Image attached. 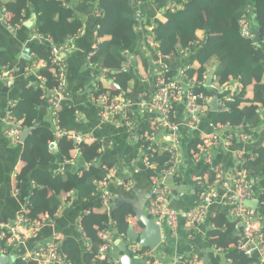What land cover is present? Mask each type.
Returning <instances> with one entry per match:
<instances>
[{
    "label": "trees",
    "instance_id": "trees-1",
    "mask_svg": "<svg viewBox=\"0 0 264 264\" xmlns=\"http://www.w3.org/2000/svg\"><path fill=\"white\" fill-rule=\"evenodd\" d=\"M248 5H251L252 9L249 10ZM6 7L15 24L25 23L34 17L36 35H41L44 40L52 38L57 46L68 43L70 37L78 34L83 28L75 11L66 7L65 0H6ZM97 8L101 16L94 15V29L97 43L102 40L103 42L95 49L91 64H98L108 71V80L99 92H110L113 95L131 93V87L135 85L134 82L139 75L138 70L126 68L131 57L142 61L144 76H148L150 64L140 46L146 36L151 35L158 44L157 51L163 57L186 56L191 60L188 67L191 80L195 79L198 73L199 81L205 72L204 69L212 70L216 67L215 77L218 84L222 85L231 79H238L242 84V89L235 95L234 102L229 104L231 111L218 113L214 123L228 122L233 126L247 123L251 126V130L264 125V113H259L258 110L259 104L263 105L264 102V0H99ZM243 17L252 19L255 34L256 29L253 24L254 22L258 24L263 39L260 46L255 45L253 39L241 34L239 21ZM149 26L153 27L152 32L147 30ZM200 33L204 34V38L196 43ZM9 39L5 33L0 35V72L3 67H11L9 65L11 59L7 55ZM44 40L32 43L30 51L35 54L36 59L44 60L48 64L41 73L47 78L48 88H52L55 81L52 80L50 73L54 69L50 65L51 47ZM187 49L186 55L181 54ZM196 66L204 69L198 70ZM251 86L254 89V100L250 108L253 112H248L246 111L248 107L241 108V106L247 102V89ZM209 90L200 86L194 89L196 93H204L207 96H210ZM62 95V101L56 111L58 126L63 135L57 140L55 149H52L49 143L56 140L53 127L36 124L39 119L37 107L42 102L41 91L34 87L24 89L13 110L19 122L35 127L24 145L22 154L24 167L18 175L19 186L22 181L28 179L36 185L30 197L32 218L40 217L43 213L54 215L60 206L62 193L74 191L80 201L86 200L88 203L83 209L88 213L81 215V225L89 238L90 249L88 250L85 245L79 244L72 237L65 238L64 242L61 241V249L75 264H106L96 259L102 244L100 233L104 230L110 231L113 227L111 225L118 224L121 228L119 234L127 235L131 228L129 220L135 221V208L131 203L115 208L117 201L111 211L107 212L101 199L92 195L96 190L95 180L106 176L104 166L95 164L101 156L102 146L99 142L89 144L88 141L83 140L78 148L74 149L73 141L68 139L69 135L74 131L83 133L87 128L77 121L79 117L76 115V108L72 105V98L65 93ZM33 122L35 123L32 124ZM153 128L154 125L149 120L142 126L141 134L146 135ZM251 130L249 132L252 133ZM198 143L199 140L194 139L188 145L191 149L194 147L192 152ZM77 154L82 164L89 165L87 169L83 166L76 167L73 171L53 170V165L58 161L64 164ZM146 156L151 163H157L155 168L148 169V177L151 181L154 177L161 176L167 169L166 159L164 155H153L150 152H146ZM252 156L255 158H248L238 166L251 171L255 187L259 188L262 194L264 147L255 149ZM205 172L204 167L201 173ZM2 173L4 168L0 162V174ZM150 198L151 193L149 200ZM149 200L145 208L146 215ZM212 223L216 230L208 234V241L214 248L223 250V254L231 264H252L257 261L249 259L236 247L238 221L228 217L226 212L220 211L213 218ZM262 231L264 233V225Z\"/></svg>",
    "mask_w": 264,
    "mask_h": 264
},
{
    "label": "crops",
    "instance_id": "crops-1",
    "mask_svg": "<svg viewBox=\"0 0 264 264\" xmlns=\"http://www.w3.org/2000/svg\"><path fill=\"white\" fill-rule=\"evenodd\" d=\"M98 1L99 0H65L66 7L75 11L83 27L78 34L70 37L73 38L70 42V48L66 53L61 55L62 60H64L67 65L65 88L67 91H70L72 105L76 108V115L79 117V120L77 121H80V123L87 128V130L83 133L77 131L74 132L83 135L84 141H88L89 144L99 142L102 146L100 149L101 156L95 164L104 166L106 176L103 179L95 180L94 184L96 190L92 195L94 197H98L96 194L98 190L97 182H105V190L110 193L113 200L111 209L117 201H121L124 204H130L131 202L135 205V209L146 208L152 185L148 177V169L144 165L138 135L142 126L147 121L155 119L156 115L153 112L140 113V109L138 108L139 112L136 116L138 127L136 129H126L113 122L103 123L100 120L99 106L93 100L97 97L99 90H102V86L104 87L106 82H103V79L100 77L101 66L98 64H95L97 67L91 65V57L95 54V49L101 42H103L102 40L100 43H97V37L94 29V14L95 11L98 10ZM157 16L159 17V14H157ZM35 24L36 21L33 17L23 23L15 34H9L0 22V35L5 33L10 38L7 55L11 59L9 63L11 67L8 68H13L16 72L15 82L11 88L5 87L4 82L0 80V162L4 168V173L0 174V178H2V182H0V223H13L18 220L19 217L27 216L32 224H43L36 236L26 239L20 243L16 249L12 250L9 254H6V256L3 257L9 258V262L4 264H19V260H16L17 262L12 260L13 257L18 256L19 259V257L23 255L32 253L40 247L39 245L47 243L57 235L61 237V241L65 238L72 237L79 244L85 245V239L82 232L83 228L81 225V215L88 213L83 209L88 202L86 200L80 201L74 191L62 193L60 195V206L54 215L43 213L40 217L32 218L30 197L36 189V185L34 182L30 181V179L22 181L21 186H19L18 182V175H20L24 167L22 154L28 137L24 142H22L21 134L18 142L16 143L5 135L6 125L2 121L5 112L9 109L13 111L16 108V104H18L24 89L26 90L34 87L36 90H39L36 88V85L42 81V70H36L29 73L25 71V69L32 64L31 61L33 60L46 62L44 60L36 59L35 54L30 51V45L32 43L44 40L41 37H35L37 32ZM252 31L255 34L253 29ZM198 37L199 40H201L204 38V34L200 33ZM44 41L49 44L47 40ZM140 48L146 59L149 61L150 69L147 74L148 76H144L143 63L140 59L137 60L135 57H131L129 62L126 64V68L128 70L134 68L139 72L138 78L136 79V82H134L135 85L131 87V93L128 92L127 95L134 101H136L138 96L142 93H146L149 98L153 95L155 91V75L159 72L162 64H167L169 66L171 70L170 76L173 79L181 81V73L190 66L189 63L191 62V60L187 59L186 56H180L178 58L174 56L168 58L165 56L163 57L161 53L157 51L158 44L154 41L151 35L146 36V38L142 41ZM181 54L186 55L187 52H181ZM132 59L135 60V64L132 62ZM50 65H52L51 61ZM141 67H143V69ZM4 68L6 67H3L1 71ZM196 69L199 70L204 68L196 66ZM204 71L209 72L208 78L212 77L213 79V77H215L216 67L212 70L204 69ZM50 73L52 74V80L55 81L53 72L50 71ZM197 75L199 76L198 73ZM197 75H195L196 78L194 77L195 79H193V81L198 82ZM45 80L47 86L46 77ZM208 81L204 88L210 87V85H208ZM229 82L235 84L234 90L231 91V96L234 102L235 95L242 89V87L238 86V79H231ZM186 83L188 82H183V85H186ZM52 88H48L47 86V89ZM209 92V97L211 98L209 103L210 113L202 122L197 132H191L186 129L184 125L186 119L184 105L178 106L176 120L177 123L182 125V161L179 165L176 176L166 177L165 183L167 187L173 191L174 195L170 200L169 206L181 213L195 209L202 203L195 178L197 175L201 174L204 167L194 163L192 159V149L194 147L191 149L188 145L191 141L197 139L200 134L210 133V123H214L213 121L217 117L218 113H222L220 112V108L218 111L212 110L211 102L214 99L213 94L219 95L220 101L223 100L224 95L215 93L211 89ZM43 95L44 94L42 93V96ZM246 100L247 102H244L241 108L248 107L246 108V111L253 112L252 109H250L252 107L251 102L254 100V89L252 86L247 89ZM220 101L218 105H220ZM10 105L15 106L12 108ZM259 105V113H264V102L263 105ZM37 108L39 112V119L36 124L38 123V125L53 127L56 140H52L49 143L55 142V146L51 145V148L55 149L58 144L57 140H59L56 137L58 129L57 125L59 123L57 118L58 112L56 111L57 108L53 109L44 99H42V102H40ZM61 109L62 107L60 110ZM20 123L22 127H24L23 132L30 131L28 134L29 136L35 127L26 126L22 121H20ZM34 123L35 122L32 124ZM223 124H228V122ZM242 124L233 126L229 123L228 125L229 128L235 130ZM250 130L251 126L246 123L243 132L250 137L249 142L245 144L235 143L234 147L231 148V150L233 149L231 152H228L225 149H218L214 155L215 164L224 169L228 177L227 180L229 181L230 178L235 175V169L238 166L236 159L232 156L233 152L244 151L249 155H253L255 149L264 147V125L252 129V133L249 132ZM253 134L255 136H253ZM78 146L79 145H76L74 149L78 148ZM53 166V170L56 171H73L76 167L81 168L84 166L87 169L89 165L82 164L77 154L72 160L65 161L64 164L58 161ZM110 175H112L111 179L109 182H106L105 179H107ZM123 181L131 182L132 187H123L121 185ZM254 194L255 199L253 201H257L259 203L256 211L264 217V192L261 194L260 189L256 188L255 184ZM104 209L107 212L109 211L106 207H104ZM220 211L226 212L228 217H231L229 210L225 207L219 204L212 205L208 209V214L205 220L198 227L196 237L193 241L188 238L184 219L179 221V226L176 231H173L165 222H163L161 225L162 243L158 249L155 250V256L165 263L179 264L177 261L186 259L195 253L201 257L203 264H231L228 262L225 254L217 252L214 246L208 241V234L216 230L212 220L217 213H220ZM129 223L131 228L125 236L119 234L121 232V228L118 227V224H116V226L115 224L111 225L113 226L112 229H110V231L107 230L113 247L111 249L110 256L112 261L119 264H121L120 258L124 255L126 250H128L132 256L136 257L134 253L131 252L129 247L130 244L133 243L140 244L139 237L145 228L144 225L137 220L136 215L135 221L130 219ZM62 253L68 256L67 253ZM1 259L2 258H0V261Z\"/></svg>",
    "mask_w": 264,
    "mask_h": 264
},
{
    "label": "built area",
    "instance_id": "built-area-1",
    "mask_svg": "<svg viewBox=\"0 0 264 264\" xmlns=\"http://www.w3.org/2000/svg\"><path fill=\"white\" fill-rule=\"evenodd\" d=\"M248 9H252L251 5H248ZM0 11L1 24L9 34H15L22 24H15L12 21V15L6 7V0H0ZM95 15L100 17L101 12L96 10ZM239 25L241 34L244 37L253 38L255 36L252 31V21L249 18H242L239 21ZM147 30L152 32L153 27L149 26ZM36 36L37 38H42L41 35ZM46 40L51 45L50 61L54 67L52 72L55 86L52 89H47L45 77L42 76V81L36 85V88L44 94L42 99L53 109H56L62 101L63 93L70 96V91H67L65 88L67 65L62 60L61 55L68 51L73 38H70L68 43L60 46L55 45L52 38H47ZM201 40H198L196 43H199ZM187 51L188 49L182 51V53H186ZM31 62L32 64L25 69L28 73L36 70L44 71L48 65L46 62L37 60ZM91 65L97 67L96 65ZM189 70L190 68H187L183 71L180 76L181 81H178L170 76L171 70L169 66L162 64L159 72L155 75V91L150 98L147 97L146 93H142L134 101L124 93L113 95L110 92H99L93 100L99 106V118L103 123L113 122L126 129H136L138 127L136 122V116L139 112L138 108L140 109V113H155L156 118L151 120L154 125L153 130L146 135L141 134L140 131L138 138L139 141H142L140 148L144 165L147 169L155 168L157 163H151L146 156V152H150L153 155H164L166 159L165 167L167 169L162 172L161 176H156L151 180V198L147 205V215L156 224L161 226L165 222L173 231H176L179 221L184 219L188 238L193 241L198 227L203 223L208 214V209L214 204H219L227 207L231 218L239 222V230L236 234L238 239L236 244L237 249L249 259L257 260L252 264H264V233L262 231L264 217L256 210L247 207L246 202L255 199L254 181L251 171L239 167L246 159H254L255 156L249 155L244 151L233 152V158L236 159L237 165H240L235 169V175L230 178V181L227 180L228 177L224 169L216 165L214 161V155L218 149H225L231 152L233 150L231 148L234 147L235 143L245 144L250 141V137L243 132L246 123L235 130L229 128L228 124L210 123L211 132L200 134L197 137L199 143L192 152V159L195 164L206 168L205 173H201L195 178L202 203L195 209L183 213L169 207L170 200L174 195L173 191L167 187L165 179L177 173L182 161V125L177 123L176 120L178 106L184 105L186 111L184 125L191 132H197L202 122L210 113L209 103L211 98L204 93H196L194 91L197 86H200V88L206 86L210 78H208L209 72H203L202 79L196 82L189 78ZM107 73V70L100 69V77L103 79V82L108 80ZM15 75L16 72L13 68L6 67L0 72V80L4 82L5 87L11 88L15 82ZM183 82L188 83L183 85ZM238 86L242 87V84L239 82ZM209 88L215 93L224 95L219 105L220 112H230L231 108L229 104L233 102L231 91L234 90L235 84L227 82L221 85L213 77V82ZM10 106L13 108L15 105ZM2 121L6 125L5 135L17 143L24 127H22L13 111L7 110ZM57 127L56 137L60 139L63 133L58 125ZM69 139L76 146L82 143L84 137L81 134L73 132L69 135ZM51 145L55 146V142L51 143ZM145 146L148 147L146 148ZM111 177L112 175L108 176L105 179L106 182H109ZM121 185L125 188L132 187V183L127 181H123ZM105 186V182H97L98 190L96 194L101 199L102 205L110 210L113 200L110 193L105 190ZM42 226L43 224L39 223L32 224L27 216H21L13 223H0V258L5 257L6 254L16 249L26 239L36 236ZM82 232L85 239V247L89 250V238L84 233V230ZM100 240L102 244L96 259L104 261L106 264H119L117 262L113 263L110 257L113 247L106 230L100 233ZM39 246L32 253L19 257V261L22 264H75L67 255L62 253L60 236H54L53 239ZM129 248L143 264H170L156 257L155 251L146 249L138 243L130 244ZM215 250L217 252H224L216 248ZM177 262L179 264H203L201 257L194 254ZM228 262L230 263L231 261L228 260Z\"/></svg>",
    "mask_w": 264,
    "mask_h": 264
},
{
    "label": "water",
    "instance_id": "water-1",
    "mask_svg": "<svg viewBox=\"0 0 264 264\" xmlns=\"http://www.w3.org/2000/svg\"><path fill=\"white\" fill-rule=\"evenodd\" d=\"M253 19H255V17H253ZM254 27L256 29V34L255 37L253 38V43L257 46H260L263 39L261 36V31L258 28V24L254 22ZM132 62L135 64V60L132 59ZM213 79L212 77H210L209 81H208V85H211ZM116 85V84H115ZM117 87H119L118 85H116ZM214 99L211 102V109L214 111H218L219 110V101H220V97L219 95H215L213 94ZM30 133V131H25L22 133L21 136V141L24 142L25 139L28 137V134ZM131 203V202H130ZM258 202L256 201H247L246 205L247 207L257 210L258 207ZM124 203L119 201L115 208L121 207L123 206ZM131 205L135 208V205H133V203H131ZM136 212V218L139 222H141L144 225V231L143 233L140 235L139 237V243L142 247L149 249L151 251H155L158 249V247L161 245L162 243V228L160 225L156 224V222L150 218L148 215H146L145 213V207L144 208H139V209H135ZM18 259L17 256L13 257L12 260L16 261ZM11 260V262H12ZM9 262V258H2L0 261V264H4ZM120 263L121 264H143L142 261L138 260L137 257H134L131 255V253L126 250L124 252V255L120 258Z\"/></svg>",
    "mask_w": 264,
    "mask_h": 264
},
{
    "label": "clouds",
    "instance_id": "clouds-1",
    "mask_svg": "<svg viewBox=\"0 0 264 264\" xmlns=\"http://www.w3.org/2000/svg\"><path fill=\"white\" fill-rule=\"evenodd\" d=\"M95 15V14H94ZM252 21V20H251ZM24 23V22H23ZM23 23H22V25H23ZM254 26V25H253ZM252 29H253V27H252ZM95 35H96V32H95ZM36 38H37V36H35Z\"/></svg>",
    "mask_w": 264,
    "mask_h": 264
},
{
    "label": "rangeland",
    "instance_id": "rangeland-1",
    "mask_svg": "<svg viewBox=\"0 0 264 264\" xmlns=\"http://www.w3.org/2000/svg\"><path fill=\"white\" fill-rule=\"evenodd\" d=\"M118 227H119V225H118ZM29 239V238H28ZM19 264H20V262H19ZM22 264V263H21Z\"/></svg>",
    "mask_w": 264,
    "mask_h": 264
}]
</instances>
